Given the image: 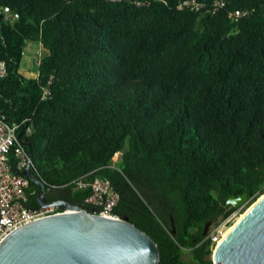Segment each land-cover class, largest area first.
I'll list each match as a JSON object with an SVG mask.
<instances>
[{
	"label": "trees",
	"instance_id": "1",
	"mask_svg": "<svg viewBox=\"0 0 264 264\" xmlns=\"http://www.w3.org/2000/svg\"><path fill=\"white\" fill-rule=\"evenodd\" d=\"M184 1L0 0L20 14L0 16V112L31 118L47 200L93 211L91 190L50 185L107 178L157 264H220L206 225L264 194V0ZM28 42L45 49L37 77L20 72Z\"/></svg>",
	"mask_w": 264,
	"mask_h": 264
},
{
	"label": "water",
	"instance_id": "2",
	"mask_svg": "<svg viewBox=\"0 0 264 264\" xmlns=\"http://www.w3.org/2000/svg\"><path fill=\"white\" fill-rule=\"evenodd\" d=\"M22 134V132H21ZM30 153L31 144L27 143ZM40 186L38 202L75 210L30 223L0 242V264H157L154 239L127 218L102 217L67 199L47 201L44 182L28 166L23 172ZM248 194L231 195L239 208ZM231 232L217 244L213 260L220 264H264V194L244 212ZM210 223L206 225L207 236Z\"/></svg>",
	"mask_w": 264,
	"mask_h": 264
},
{
	"label": "built area",
	"instance_id": "3",
	"mask_svg": "<svg viewBox=\"0 0 264 264\" xmlns=\"http://www.w3.org/2000/svg\"><path fill=\"white\" fill-rule=\"evenodd\" d=\"M191 1L186 0L179 4V8L188 7ZM191 9L199 8L194 4ZM223 5L222 0H216L214 6ZM242 13L237 11L236 16ZM234 15V16H235ZM0 16L8 22H14L20 17L18 11L10 6L0 8ZM41 58L36 60L39 65ZM9 68L6 60L0 58V80L8 75ZM49 89L44 88L43 95L49 94ZM22 132V134H21ZM32 134L30 117H24L19 121H8L0 112V242L14 231L30 223L45 219L50 216L67 213L55 204L42 206L38 202L39 191L31 185L32 181L23 173L30 166L33 172V160L27 145L28 137ZM34 174V172H33ZM91 173L83 174L65 184H51L50 189L70 187L73 190H91L87 203L94 205V213L102 217L121 219L116 212L120 194L113 187L110 180L102 177L90 178ZM36 199L37 204H32ZM53 203L54 201H49ZM248 203V202H247ZM246 203V204H247ZM246 204L237 208L227 218L217 222L210 230L208 237L216 244L223 236V231L231 225L234 216L242 210Z\"/></svg>",
	"mask_w": 264,
	"mask_h": 264
},
{
	"label": "rangeland",
	"instance_id": "4",
	"mask_svg": "<svg viewBox=\"0 0 264 264\" xmlns=\"http://www.w3.org/2000/svg\"><path fill=\"white\" fill-rule=\"evenodd\" d=\"M44 53H45V49L40 42H28L26 45L25 51H24L22 62H21L20 72L26 77H36V74H38V65L36 64V60L40 59ZM120 157H121V153L119 152L115 155L114 161L115 162L118 161ZM248 208H245L244 210H240L234 216L233 220L231 221V225H229L223 231V233L227 231L231 226H233ZM215 224H212L209 226L208 232H210V230L215 227ZM215 248H214V251H215ZM214 251H213V254H214ZM213 254H212V259H213ZM184 256L188 257V253H185Z\"/></svg>",
	"mask_w": 264,
	"mask_h": 264
},
{
	"label": "bare ground",
	"instance_id": "5",
	"mask_svg": "<svg viewBox=\"0 0 264 264\" xmlns=\"http://www.w3.org/2000/svg\"><path fill=\"white\" fill-rule=\"evenodd\" d=\"M67 212H76L75 210L69 209ZM77 213V212H76ZM245 215V213L243 215H241V217L238 219V221ZM237 221V222H238ZM237 222L231 226L227 231L224 232L222 238L219 240V244L222 242V240L231 232V230L234 228V226L237 224Z\"/></svg>",
	"mask_w": 264,
	"mask_h": 264
},
{
	"label": "crops",
	"instance_id": "6",
	"mask_svg": "<svg viewBox=\"0 0 264 264\" xmlns=\"http://www.w3.org/2000/svg\"><path fill=\"white\" fill-rule=\"evenodd\" d=\"M38 74H36V77H37Z\"/></svg>",
	"mask_w": 264,
	"mask_h": 264
},
{
	"label": "flooded vegetation",
	"instance_id": "7",
	"mask_svg": "<svg viewBox=\"0 0 264 264\" xmlns=\"http://www.w3.org/2000/svg\"><path fill=\"white\" fill-rule=\"evenodd\" d=\"M35 174V173H34Z\"/></svg>",
	"mask_w": 264,
	"mask_h": 264
}]
</instances>
